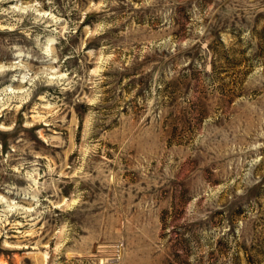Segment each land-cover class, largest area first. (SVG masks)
Wrapping results in <instances>:
<instances>
[{
    "label": "rangeland",
    "instance_id": "obj_1",
    "mask_svg": "<svg viewBox=\"0 0 264 264\" xmlns=\"http://www.w3.org/2000/svg\"><path fill=\"white\" fill-rule=\"evenodd\" d=\"M0 264H264V0H0Z\"/></svg>",
    "mask_w": 264,
    "mask_h": 264
}]
</instances>
